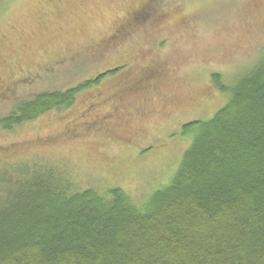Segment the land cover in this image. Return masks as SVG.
Instances as JSON below:
<instances>
[{"label":"trees","instance_id":"obj_1","mask_svg":"<svg viewBox=\"0 0 264 264\" xmlns=\"http://www.w3.org/2000/svg\"><path fill=\"white\" fill-rule=\"evenodd\" d=\"M130 2L106 36L122 37L142 18L138 24L148 33L132 49V59L142 61L143 49L165 45L160 36L169 18L151 7L156 0ZM127 59L77 85L17 102L0 128L12 131L50 115L64 127L49 142L38 141L47 152L56 142L109 132L105 105L82 95L129 75L136 65ZM156 63L128 87L129 95L141 97L169 78ZM248 66L229 85L212 72L213 89L227 102L211 118L182 126L191 142L175 174L139 204L118 188L78 191L51 159L0 166V264H264V50Z\"/></svg>","mask_w":264,"mask_h":264},{"label":"rangeland","instance_id":"obj_2","mask_svg":"<svg viewBox=\"0 0 264 264\" xmlns=\"http://www.w3.org/2000/svg\"><path fill=\"white\" fill-rule=\"evenodd\" d=\"M0 1V118L35 93L77 85L128 57L136 65L126 77L82 95L86 102L97 97L100 109L105 105L109 132L56 142L47 152L38 141L64 127L50 115L12 131L0 128V153L6 154L0 166L51 159L78 191L118 188L134 204L175 174L191 142L181 135L182 126L211 118L227 102L213 89L212 72L229 85L264 50V0H156L151 7L169 18L160 36L165 45L143 49L142 61L132 59V49L144 44L148 33L138 24L142 18L130 23L124 36H106L127 14L130 0ZM152 61L163 64L169 78L141 97L129 95L128 87L145 76Z\"/></svg>","mask_w":264,"mask_h":264}]
</instances>
